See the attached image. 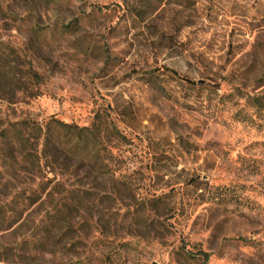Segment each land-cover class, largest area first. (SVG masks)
Listing matches in <instances>:
<instances>
[{"label": "rangeland", "instance_id": "1", "mask_svg": "<svg viewBox=\"0 0 264 264\" xmlns=\"http://www.w3.org/2000/svg\"><path fill=\"white\" fill-rule=\"evenodd\" d=\"M0 264H264V0H0Z\"/></svg>", "mask_w": 264, "mask_h": 264}, {"label": "trees", "instance_id": "2", "mask_svg": "<svg viewBox=\"0 0 264 264\" xmlns=\"http://www.w3.org/2000/svg\"><path fill=\"white\" fill-rule=\"evenodd\" d=\"M14 127L13 139H16V144H19L24 154V160L30 162L35 169L39 168L41 158L37 155V149L42 143L45 147L47 146V131L45 132V128L35 121L28 119L21 120ZM48 161H51L50 157H48ZM199 255L207 261L208 255L206 253L201 252Z\"/></svg>", "mask_w": 264, "mask_h": 264}]
</instances>
